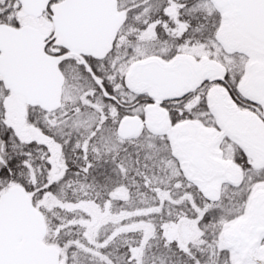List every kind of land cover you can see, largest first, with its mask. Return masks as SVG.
<instances>
[{
  "label": "snow or ice",
  "instance_id": "snow-or-ice-1",
  "mask_svg": "<svg viewBox=\"0 0 264 264\" xmlns=\"http://www.w3.org/2000/svg\"><path fill=\"white\" fill-rule=\"evenodd\" d=\"M0 264H264V0H0Z\"/></svg>",
  "mask_w": 264,
  "mask_h": 264
}]
</instances>
